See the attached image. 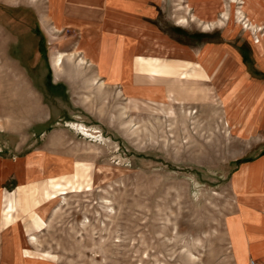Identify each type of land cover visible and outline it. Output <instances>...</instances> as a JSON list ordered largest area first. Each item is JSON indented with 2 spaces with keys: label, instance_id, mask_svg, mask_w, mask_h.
<instances>
[{
  "label": "rangeland",
  "instance_id": "1",
  "mask_svg": "<svg viewBox=\"0 0 264 264\" xmlns=\"http://www.w3.org/2000/svg\"><path fill=\"white\" fill-rule=\"evenodd\" d=\"M137 2L0 0V264H264V0Z\"/></svg>",
  "mask_w": 264,
  "mask_h": 264
},
{
  "label": "crops",
  "instance_id": "2",
  "mask_svg": "<svg viewBox=\"0 0 264 264\" xmlns=\"http://www.w3.org/2000/svg\"><path fill=\"white\" fill-rule=\"evenodd\" d=\"M46 2L49 5V14L52 15L50 19H53L56 23L62 24L67 20L80 21L90 19L93 21L94 19L103 20L110 17L115 21L125 14L133 13L137 17L139 12L141 13V5L137 0H46ZM118 23L121 24V22ZM107 25L108 24H106L103 29H108L109 27H107ZM104 42V39L100 40L98 48L92 51L91 54L93 63H96L97 67H100L102 70L103 68H101V65L103 66L102 63L105 59L101 58L103 46L105 45ZM125 52L124 48L117 49L116 57L112 64V71L115 77L121 75L124 71V69L122 70V64L128 58ZM125 56L126 59H124ZM137 59L139 60L136 66L138 72L147 70L153 73V71H155L153 67L158 61L140 60L138 57ZM163 69L165 70V68ZM156 70L158 71V69ZM97 81V83H99L98 79ZM100 83L103 86L105 85L103 81ZM167 94L169 98H173L175 95V98L179 99L176 97V91L172 86H167Z\"/></svg>",
  "mask_w": 264,
  "mask_h": 264
},
{
  "label": "bare ground",
  "instance_id": "3",
  "mask_svg": "<svg viewBox=\"0 0 264 264\" xmlns=\"http://www.w3.org/2000/svg\"><path fill=\"white\" fill-rule=\"evenodd\" d=\"M55 54H56V56H54L55 66H56V68H60L62 66V64H63L64 58L66 57V53L65 52H58V53H55ZM85 62H86L85 61V57L81 56L80 63L84 64Z\"/></svg>",
  "mask_w": 264,
  "mask_h": 264
}]
</instances>
